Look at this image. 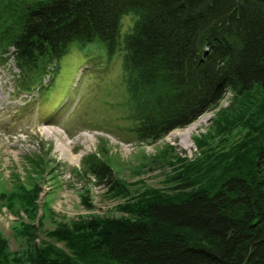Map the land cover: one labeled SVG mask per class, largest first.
<instances>
[{"label":"trees","instance_id":"obj_1","mask_svg":"<svg viewBox=\"0 0 264 264\" xmlns=\"http://www.w3.org/2000/svg\"><path fill=\"white\" fill-rule=\"evenodd\" d=\"M17 1L0 36L29 87L54 78L75 43L99 41L109 55L123 45L139 127L156 141L216 109L228 90L264 89V0ZM129 14L139 19L122 44ZM259 129L216 181L129 203L137 219L79 225L71 246L91 264H264V124ZM94 177L112 171L95 163ZM31 264L77 263L46 253Z\"/></svg>","mask_w":264,"mask_h":264},{"label":"rangeland","instance_id":"obj_2","mask_svg":"<svg viewBox=\"0 0 264 264\" xmlns=\"http://www.w3.org/2000/svg\"><path fill=\"white\" fill-rule=\"evenodd\" d=\"M19 4L0 0V33L11 28ZM138 19H122V44ZM1 40L0 264H31L46 253L91 264L71 246L79 225L137 219L129 203L182 195L216 181L242 144L261 134L262 88L228 90L216 109L195 121L202 123L186 149L170 135L189 126L158 141L149 128L139 127L138 95L134 100L123 45L109 55L99 41L75 43L54 78L29 87L14 49ZM53 127L61 135L44 134ZM95 163L109 167L112 177L95 178Z\"/></svg>","mask_w":264,"mask_h":264},{"label":"bare ground","instance_id":"obj_3","mask_svg":"<svg viewBox=\"0 0 264 264\" xmlns=\"http://www.w3.org/2000/svg\"><path fill=\"white\" fill-rule=\"evenodd\" d=\"M201 121L199 122H195L193 124H191V126H189L188 128L184 129L183 131H178V132H173L170 135V138L172 139H177L179 141V144L182 145L184 148L186 149H190L191 148V137L193 132L198 129V127L201 125ZM45 132L44 134H46L49 137H53L54 135L58 134L61 135L60 131L57 128H44ZM68 145H72V143H68ZM62 146H60L61 148ZM64 150V149H63ZM64 159L65 160H69L70 163H74L75 159L73 158L72 155H70V153H64ZM84 156V152H81L78 155V158H82Z\"/></svg>","mask_w":264,"mask_h":264}]
</instances>
